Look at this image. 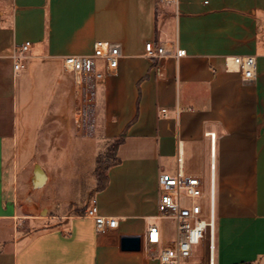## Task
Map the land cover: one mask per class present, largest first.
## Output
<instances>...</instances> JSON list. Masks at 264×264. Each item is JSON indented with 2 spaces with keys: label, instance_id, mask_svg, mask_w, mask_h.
I'll list each match as a JSON object with an SVG mask.
<instances>
[{
  "label": "crops",
  "instance_id": "0c3cea01",
  "mask_svg": "<svg viewBox=\"0 0 264 264\" xmlns=\"http://www.w3.org/2000/svg\"><path fill=\"white\" fill-rule=\"evenodd\" d=\"M27 40L15 70L12 54ZM148 41L186 54L149 56ZM97 42L121 50L86 107L91 135L122 137L93 194L118 220L104 232L78 211L42 217L40 203L14 200L29 180L21 193L12 182L13 162L26 163L44 134L54 146L78 126L80 77L64 57L92 54ZM237 55L256 57L254 81ZM179 170L201 178L205 211L214 190L217 264H264V0H0V264H160V247L175 240L158 217L159 175ZM150 223L161 227L156 250L122 249V236Z\"/></svg>",
  "mask_w": 264,
  "mask_h": 264
},
{
  "label": "built area",
  "instance_id": "2783aa9c",
  "mask_svg": "<svg viewBox=\"0 0 264 264\" xmlns=\"http://www.w3.org/2000/svg\"><path fill=\"white\" fill-rule=\"evenodd\" d=\"M175 1V0H160ZM32 42L27 40L18 45L12 54L14 69L23 67L22 60L30 50ZM146 52L149 56L167 59L171 55L182 57L186 51L182 48L175 50L164 44L146 42ZM121 50L118 45L108 42H97L92 54L67 55L64 57V68L67 72L80 77L78 85L82 90V108L79 116H86V107L93 104L96 86L108 73L113 72L119 64ZM233 63L242 72L245 81L256 79V57L253 55H237ZM105 62V69L98 67L99 61ZM229 69V66H227ZM166 112V109L162 110ZM87 113V114H86ZM78 120V118H77ZM215 142V133L211 134ZM160 199L158 203V217L173 219L176 226L174 243L164 244L157 255L160 264H185L194 256V246L202 241L201 261L197 264H217L216 253V216L214 205V190L211 188L209 207L205 211L201 201L204 197L203 184L200 177L189 175L179 170L176 173L162 172L159 175ZM84 215L95 220L98 231L104 232L118 225L116 218L100 213L98 199L91 197L86 203ZM162 243L161 227L157 223H150L141 235V249L152 252ZM187 264H191L186 262ZM236 264H257L255 261H242Z\"/></svg>",
  "mask_w": 264,
  "mask_h": 264
},
{
  "label": "rangeland",
  "instance_id": "374dc122",
  "mask_svg": "<svg viewBox=\"0 0 264 264\" xmlns=\"http://www.w3.org/2000/svg\"><path fill=\"white\" fill-rule=\"evenodd\" d=\"M18 86V95L20 97L22 94L23 97L24 89L20 84ZM25 104H27V100L23 97L19 102L20 116ZM20 116L18 117L19 122ZM77 118L75 115L74 121L78 126L69 127L67 138L63 137L54 146H51L50 139L46 138L44 134V138L41 139L42 146L35 149L34 155L29 156L26 163L17 165L14 161L12 164V182L13 185H18V192L21 191L20 187L25 188L24 184L27 180H29V188H32L25 198H21L20 195L17 197L14 194V200L26 201L30 204L40 203L42 217L59 215L68 210L77 211L86 206L98 186L103 183L107 166L116 160L114 141H100L96 136L91 135L93 132L91 133L90 129V116H79V121ZM32 147L33 142L24 151L23 159L27 158ZM37 163H40L49 175L46 183L40 187H35L33 184L34 167ZM161 223L167 239L174 241L176 238L174 220L164 218ZM201 255L202 241L195 244L194 256L185 260V264H187L186 262L199 263Z\"/></svg>",
  "mask_w": 264,
  "mask_h": 264
},
{
  "label": "water",
  "instance_id": "95a60500",
  "mask_svg": "<svg viewBox=\"0 0 264 264\" xmlns=\"http://www.w3.org/2000/svg\"><path fill=\"white\" fill-rule=\"evenodd\" d=\"M48 175L42 165L37 163L34 167L33 184L40 187L46 183ZM121 247L123 250L139 251L141 250V235H131L121 237Z\"/></svg>",
  "mask_w": 264,
  "mask_h": 264
},
{
  "label": "trees",
  "instance_id": "16d2710c",
  "mask_svg": "<svg viewBox=\"0 0 264 264\" xmlns=\"http://www.w3.org/2000/svg\"><path fill=\"white\" fill-rule=\"evenodd\" d=\"M112 141H114V152H115V158H116V148H117L118 144L122 141V137L120 136V137L114 138ZM115 161H117V158H116ZM115 161H114V162H115ZM99 162H100V161H99V159H98V160H97L98 165H99ZM114 162H112V163H114ZM112 163H110V164L107 166L106 171H107L108 167H109ZM106 184H107V176H106V174H105V177H104V181H103V183H101V185L98 186V188L96 189V191H99V190L103 189V188L106 186ZM92 197H93V195H92ZM85 209H86V206L82 207L81 209H79V210H77V211H78L79 214H84Z\"/></svg>",
  "mask_w": 264,
  "mask_h": 264
},
{
  "label": "bare ground",
  "instance_id": "6f19581e",
  "mask_svg": "<svg viewBox=\"0 0 264 264\" xmlns=\"http://www.w3.org/2000/svg\"><path fill=\"white\" fill-rule=\"evenodd\" d=\"M77 117L79 118V115H77Z\"/></svg>",
  "mask_w": 264,
  "mask_h": 264
}]
</instances>
